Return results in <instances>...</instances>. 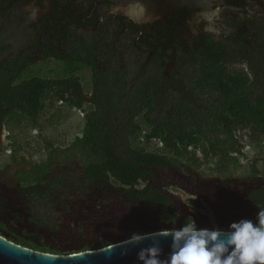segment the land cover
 Returning a JSON list of instances; mask_svg holds the SVG:
<instances>
[{"label":"flooded vegetation","instance_id":"1","mask_svg":"<svg viewBox=\"0 0 264 264\" xmlns=\"http://www.w3.org/2000/svg\"><path fill=\"white\" fill-rule=\"evenodd\" d=\"M132 1L0 0V104L8 92L44 105L37 126L0 113V237L74 256L191 220L227 230L264 208V166L238 160L255 134L231 111L264 97V0H138L149 15L139 20ZM69 113L72 142L33 152L22 134ZM224 118L233 138L217 129ZM178 120L204 137L187 158L161 139L179 144ZM118 159L126 176L111 172Z\"/></svg>","mask_w":264,"mask_h":264},{"label":"clouds","instance_id":"2","mask_svg":"<svg viewBox=\"0 0 264 264\" xmlns=\"http://www.w3.org/2000/svg\"><path fill=\"white\" fill-rule=\"evenodd\" d=\"M161 237L171 238V251L163 259ZM145 240L152 243L137 252L139 264H264V208L255 222L240 219L227 230L198 228L191 220L171 230L133 232L121 245V256L128 255V245L138 246Z\"/></svg>","mask_w":264,"mask_h":264},{"label":"trees","instance_id":"3","mask_svg":"<svg viewBox=\"0 0 264 264\" xmlns=\"http://www.w3.org/2000/svg\"><path fill=\"white\" fill-rule=\"evenodd\" d=\"M4 4V3H3ZM70 7H73L72 3H70ZM7 10L6 8H2V11ZM1 16V14H0ZM31 83V85H30ZM29 87L32 88V90H36L37 87L35 86L36 84L34 81H30L27 83ZM5 99L4 103L0 104V113H6L8 116H5L6 122H11L13 120V114L14 112H19L21 115L27 116V118H31L33 121V124L35 123V126H37V120H35L43 110H44V105L40 103L39 100H33L31 105L28 103H22V104H14L12 101V96L8 92H5L3 94ZM8 99V100H7ZM7 100V101H6ZM231 111H234L236 113L237 119L236 123L247 126L251 128L252 132L255 134V139L257 138H263L264 139V97H258L257 101L252 104L249 103L247 100H242L240 98L239 100H232V106H231ZM59 119V118H58ZM53 120V123H58L60 120ZM19 122V121H16ZM233 119L228 120L227 118H224L222 120H219L216 124H218L217 129L223 133L226 134L228 138H233L234 137V131L235 127L237 126ZM174 126L176 127L177 134H178V145L172 146L168 142V137L164 133L161 136V139L163 140V143L165 146H168L169 148L172 149V154L178 157H185L187 158L189 156V152L187 151L188 146H196L197 144H200L202 142V139L204 137H201L200 135H197V131H193L192 133H188L189 127L185 125V122L183 120H178L177 122H173ZM91 126V127H90ZM86 126V129L84 131L86 141L92 142L94 140H97L98 132H96V127H94L92 124ZM163 128L166 130L171 131V127H169V122L166 124H163ZM174 128V127H173ZM167 133V132H166ZM264 143V141H263ZM107 145H111L110 142L107 143ZM86 146V145H85ZM111 153V152H110ZM208 153V152H207ZM217 154H221V157H227L228 152H217ZM193 157L191 160H197L195 157V154H193ZM120 159L115 160L114 165L111 167V172L113 176L116 177H121L122 175L126 176L127 175V168H119L118 166L120 165ZM130 170V169H129ZM16 245L22 246L24 248L44 253V254H50L53 255L47 250H42V249H33L26 244H22L21 242Z\"/></svg>","mask_w":264,"mask_h":264},{"label":"water","instance_id":"4","mask_svg":"<svg viewBox=\"0 0 264 264\" xmlns=\"http://www.w3.org/2000/svg\"><path fill=\"white\" fill-rule=\"evenodd\" d=\"M144 10L145 7L138 0H133L126 9V14L134 20L149 19V15ZM160 242L163 249L161 259H163L171 251V238L161 237ZM151 243V240H145L138 246L128 245L126 256H121L123 243L85 254L54 256L21 247L0 237V264H139L136 259L137 252Z\"/></svg>","mask_w":264,"mask_h":264},{"label":"rangeland","instance_id":"5","mask_svg":"<svg viewBox=\"0 0 264 264\" xmlns=\"http://www.w3.org/2000/svg\"><path fill=\"white\" fill-rule=\"evenodd\" d=\"M9 27V26H8ZM8 31H12V27L8 28ZM10 35V34H9ZM69 116V117H68ZM66 120L62 121L58 125L52 127H45V120L41 121V125L43 127V131L39 132L37 130L32 131V133L22 134L26 137L27 140H31V147L33 152L36 149H41L46 144V140L50 141V139H56V143H64V146L69 145L72 142L75 134L78 132V116L74 113L67 114ZM242 143L249 144V146L245 147V157H242L240 154L241 163L247 161H256L259 163V166H264V139L257 138L254 141H248V139L244 138ZM34 154V153H33ZM40 157L37 156L38 160ZM264 169L263 167H260Z\"/></svg>","mask_w":264,"mask_h":264}]
</instances>
